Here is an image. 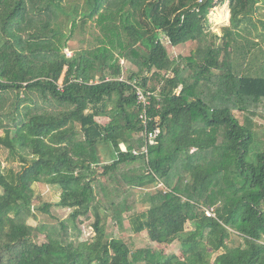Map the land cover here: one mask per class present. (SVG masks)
<instances>
[{"label": "trees", "instance_id": "obj_1", "mask_svg": "<svg viewBox=\"0 0 264 264\" xmlns=\"http://www.w3.org/2000/svg\"><path fill=\"white\" fill-rule=\"evenodd\" d=\"M261 1L0 0V145L22 163L6 173L0 162V264H210L206 246L221 251L212 264H264V149L252 120L264 114V75L239 74L231 49V26L244 31ZM226 2L230 25L212 36L207 19ZM78 33L83 48L68 58ZM163 39L197 48L173 59ZM239 50L240 70L257 59ZM134 80L153 94L146 125ZM234 112L247 114L246 125ZM145 128L159 129L147 157L133 154ZM35 184L60 200L45 202ZM148 188L157 191L141 200L146 209L121 198ZM39 204L44 213L53 205L71 212L57 227L29 225ZM91 215L95 236L82 240ZM103 217L112 226L128 221L157 247L178 243L183 259L133 251L107 236Z\"/></svg>", "mask_w": 264, "mask_h": 264}, {"label": "rangeland", "instance_id": "obj_2", "mask_svg": "<svg viewBox=\"0 0 264 264\" xmlns=\"http://www.w3.org/2000/svg\"><path fill=\"white\" fill-rule=\"evenodd\" d=\"M216 1L217 0H214V2ZM77 3H82V0H77ZM252 9H253L252 10L253 17L251 18L252 21L248 23L245 22L244 25L242 24L241 26V29H242L247 24L246 29L244 31L240 30L239 28H235L231 26L232 33L236 34V36L233 39L231 49L234 50V52L236 53V56L234 54L233 58H234L235 64L237 65V69H238L237 71L239 72V74H241L240 71L241 72L243 71L245 73L252 71V73H250L252 75H255L256 73L257 74L260 73L264 75V72H258L261 68H264V1L262 0L261 2H258L256 5L252 7ZM207 20H208L206 22L207 32L209 31V33L212 34V36L213 34H216L217 36L221 38L223 34L222 27L230 25V10H229L228 2L215 7L211 11ZM252 22L256 24L255 27L253 26ZM79 31L80 30L78 28L76 32H79ZM85 32H92V29L89 27ZM89 35L90 33L86 35L87 40H90L87 37ZM81 38H82V35H80L79 33L74 37L72 42H70L73 49L70 48V49L64 50V53L66 56L67 54L73 55V50L75 48L77 49L83 48V45L80 46L82 43ZM162 41L164 45L167 47L170 57L173 59L174 58L179 59L180 57H183V56H189L197 48V44L194 42L187 43L185 45H179L174 48L168 44L167 40L163 39ZM250 41H252L253 43H250ZM218 43H219V40H218ZM240 47L248 48L254 56L255 55L257 56V59L251 60L250 62L247 63V65H246V62H244L243 63L244 65L241 67L242 68L241 70L238 67L239 66L238 64L243 62V58L241 56L242 50L241 51L239 50ZM253 71H257V72H253ZM123 77L126 78L125 76ZM263 115L264 114L261 109L257 110V115L254 116L252 120L255 125L253 128L254 132L257 134L258 139L261 140L262 147L264 149V117ZM234 116L239 119L241 124L246 125L245 119L247 120L248 118L247 114H241L238 112H234ZM1 135L3 136V133H1ZM138 137L139 138L141 137L140 134H138ZM0 162L2 164L1 167L4 169L6 173L9 170H11V172H14V173H17L21 170L20 161H18V159L8 151V149L4 148L1 145H0ZM99 180L103 182L105 180V177L99 176ZM34 190L37 194L39 195L41 194L45 202L55 204L60 200V192L56 190L55 188L45 187L41 184H35ZM155 191H157V189L150 190L148 188L146 190H139V189L132 190V191L130 190L128 193L123 195L121 198L123 199L126 198L128 202L137 201L138 208L140 207L139 209H141L142 206L143 208L146 209L148 205H146L145 203L143 204L142 203L143 201L141 200L144 199L145 195L153 194ZM41 208H42V204H39L34 207V209L32 210L33 212L32 214L34 215V217L28 221L29 225L39 226L43 224L47 226L57 227L59 223L65 220L71 212V210L69 209H61L59 207H56L55 205H53L50 208L49 213L42 212ZM102 221L103 223H105V225L107 224L106 233L108 237L123 239L127 244L132 246L133 251H135L137 248H142V247L144 248L147 247L151 249L155 248V250L157 251H164L167 254H175L181 260L183 259V255L179 251L178 243H173L170 246L162 245V246L157 247L156 245L151 244L146 233L134 235L129 229L130 227L128 225V221H125L121 226H118V225L112 226L111 220L109 219L107 222V219L105 217H103ZM93 223H94V217L92 215L90 216L88 220H85V222L83 220V224L81 226L83 230L82 240H90L95 236V232L93 230ZM186 230L190 231L192 230V228L188 226ZM43 242H44V238L42 236L39 239V243H43ZM204 250H205V252H203L204 258L208 262H210V264H212L215 257L221 252L219 251V252L213 253L210 251V248H208L207 246L204 248Z\"/></svg>", "mask_w": 264, "mask_h": 264}, {"label": "built area", "instance_id": "obj_3", "mask_svg": "<svg viewBox=\"0 0 264 264\" xmlns=\"http://www.w3.org/2000/svg\"><path fill=\"white\" fill-rule=\"evenodd\" d=\"M68 53V52H66ZM72 55L71 54H67V57L70 58ZM120 81H124V78L122 77L120 79ZM128 84H130L133 88V93L134 96L136 98V103L138 105V107L140 108L141 112L139 114V119L143 124H147L148 122V117H147V110L150 108L151 106V102H150V98L153 96V94L149 91H143L138 85H137V80H134L133 82H128ZM159 134V129L155 128L152 131H148L147 128H145L144 132L140 133V136L144 137L145 139V145L138 151V150H134L133 154L135 155H140V154H144L146 157L148 155V146L149 145H154L155 144V140L157 138ZM162 186L159 185V188H161ZM206 215L207 216H214V214L211 211H206Z\"/></svg>", "mask_w": 264, "mask_h": 264}, {"label": "crops", "instance_id": "obj_4", "mask_svg": "<svg viewBox=\"0 0 264 264\" xmlns=\"http://www.w3.org/2000/svg\"><path fill=\"white\" fill-rule=\"evenodd\" d=\"M225 4V3H224ZM121 63H123V61H121ZM129 68L130 69H132L133 67H131L130 65H129ZM124 76L126 77V73H125V71H124ZM106 80H109V77H106ZM63 82H64V77L62 76L61 77V79L59 80V86H63L62 84H63ZM127 95V94H126ZM37 96V95H36ZM37 98H39L38 96H37ZM38 100L35 98V102H37ZM38 104H41V101H38ZM112 107H114L112 104L109 106V109L110 108H112ZM43 108H44V110L43 111H47V112H50V111H53V112H55V111H58V110H60V109H56V108H53L51 105H43ZM42 111V110H41ZM42 111V112H43ZM99 124H101V125H106V124H108L109 122H110V119L108 118V117H105V116H99V117H96V119H95ZM70 127V128H69ZM72 123L70 122V123H68L67 125H65V129H67L68 130V132L70 133V134H72ZM81 135L79 134L78 135V137H80ZM135 139H138L139 137H138V134H135ZM69 138H67L66 140H68ZM98 151H99V157H102L103 158V160L105 159V160H109V159H106L105 157H106V154H107V149L106 148H101V147H99V149H98ZM110 156V155H109ZM18 159V158H17ZM18 161H19V159H18ZM20 165H22V163L20 162Z\"/></svg>", "mask_w": 264, "mask_h": 264}]
</instances>
